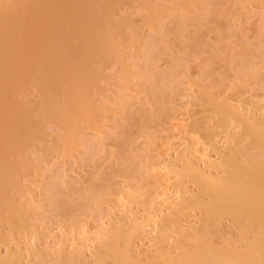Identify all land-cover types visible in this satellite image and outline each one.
I'll return each instance as SVG.
<instances>
[{
    "label": "rangeland",
    "instance_id": "obj_1",
    "mask_svg": "<svg viewBox=\"0 0 264 264\" xmlns=\"http://www.w3.org/2000/svg\"><path fill=\"white\" fill-rule=\"evenodd\" d=\"M0 1L8 2L9 0ZM54 1L52 6L57 5V1ZM146 1L147 5H144L140 0H119V4L115 7L113 15L121 23H117L121 26L116 30L118 34L115 37L120 54L108 58L102 68V78L90 91V98L99 110L97 129L87 128L84 122L79 121L77 141L68 153L64 145L63 147L57 145L61 142L59 137L63 134L62 128L54 120L47 119L43 127L44 138L48 144L47 149H45L44 143L39 140L32 141V145L28 144L29 149H25L24 152H29H26L28 154V163H26L30 164V167L24 168L19 176V187L22 188L18 187L15 192L10 190L8 195L13 196L17 201V206L23 207L24 211L30 213V221L33 223L25 229L13 230L9 222L0 218V236H2L0 237V256H9L10 254L14 256V251L18 248L20 251L23 248L21 251L26 263L29 257L33 258L32 261H37L38 250L52 255L54 250L62 247L63 244L64 249L67 250H70L74 244H78L83 245L85 258L90 259L92 257L90 249H93L96 240H99L101 230L108 227L109 219L112 216L118 218L120 215L121 217L123 212L127 213L124 203L130 207L129 217L134 216L132 214L135 212V215L140 217L141 224L139 222L140 226H138L141 228L143 225V232L141 231L142 235L136 237V246L138 248L140 246V251L143 253L141 249L144 248L143 246L147 247L151 242H155L153 236L156 235L154 231V214L156 212H153L151 208L152 205L154 206L152 204L155 198L153 193L166 191L165 194L169 197L162 198L163 204L160 205L164 211H169L173 203L179 200L178 192L174 191L179 189L175 182L177 176L174 175V171H168L166 163L171 165L170 162H174L176 158V152L182 150L183 147L186 148L190 145V148L195 150L200 144L197 154L200 153L198 158L201 161L203 160L202 152L204 153L208 149L205 144H202L203 140L206 143V139H199L201 137L199 135L197 138L194 133L188 132L189 128L186 127L192 117H200L204 114L214 116L215 111L213 110H217V107L212 106L213 108L209 107L212 110L205 111L208 108L205 104L198 105L200 100L202 101L206 96H212L217 100H228L233 105L239 102L243 106L245 104L244 111L239 108L242 104H236V107L238 106L243 112L250 109V104H259L260 112H264V0H242L241 2L236 0L238 4L235 0ZM43 2L50 3L52 1L43 0ZM95 2H99L105 8L107 0H96ZM42 3L39 4V7L42 6ZM50 6L47 5L46 14L47 10H51ZM109 6L111 7V4ZM53 7V11H57L56 6ZM43 9L45 10V8ZM40 10L42 9L40 8ZM153 10H155L154 14ZM53 11L52 13L50 11V15L53 14V19L58 23L59 19L57 18L60 15L57 12H60L61 8L55 12L56 15ZM107 13H109L108 9ZM110 15L112 16V14ZM56 16L58 17L56 18ZM105 18L107 19V17ZM105 18L104 20H106ZM87 19L93 20L90 17ZM175 20L181 29L179 31L177 30L178 26L174 23ZM103 21L101 24L104 23ZM187 21L192 23L185 26L184 22ZM67 23L69 24V22ZM90 23H92L91 20ZM69 28L68 32L71 29ZM103 30V34H105L106 29ZM106 31L108 32V30ZM162 33L170 34L171 37L175 33L173 39L177 37L179 42L174 45L173 41L175 42L177 39L172 40L169 36L170 42L167 46L168 36L164 34L166 39H161ZM260 36H262V41L259 40ZM154 39H157V42L155 41L153 44ZM74 41L78 44L79 40L74 39ZM192 41L197 42L193 44ZM259 41L261 42L259 43ZM68 43L75 44L71 41ZM171 43L173 44L171 45ZM244 64L249 65L245 66ZM254 72L257 73L253 75ZM256 74L261 76L260 81L255 79ZM153 75L158 77L153 79ZM153 80L161 89L154 87L156 84ZM152 83L154 86L151 85ZM29 84L24 89L35 94L33 98L37 97L36 101L42 103L38 88L31 82ZM7 86H11L7 88H12L13 85L11 83ZM151 86L154 87V90L157 89L155 91L158 92L159 97L157 94L151 95L150 89H153L150 88ZM209 90L212 94L209 93ZM205 92L207 93L205 94ZM204 94L206 96H202ZM229 97L234 99H226ZM143 109L149 110L147 112L148 119L146 116L142 119L140 112H143ZM151 110L157 111L154 113L157 117L154 115L153 120L150 119V115H153ZM137 111L140 114L139 118L136 115V120L139 119L138 124L135 123L136 120L128 117V112L137 114ZM143 114L146 115V112ZM214 118L212 117V120ZM129 119L133 122L131 123ZM207 119L209 123L212 122L208 117ZM142 123H146V126H143ZM229 126L228 130L231 126L233 127V124ZM221 130L219 129L214 140L223 145L224 140L228 137L223 135L225 131L221 132ZM199 149L203 150L199 151ZM124 157H127V161L124 160ZM122 160L125 161L123 165L120 163ZM147 171H149L148 175ZM89 180L94 181L93 190L96 187L98 193L102 192L97 198L99 204L93 210L91 207V209H88L89 207L81 209L84 202L81 201L80 206L79 200L81 199L76 201L78 194L82 196V192L86 193L85 186ZM50 182L57 184V187L55 185L56 190L55 187H51L54 184L52 185ZM109 182L110 184H108ZM92 186L87 188H92ZM189 186L192 191L195 189V186L191 184ZM58 187L60 188L58 189ZM105 189L108 191L106 192ZM54 190L59 194H56ZM96 191L94 192L96 193ZM60 193L68 194L67 196H72V194L78 196L74 198L76 200L72 199V202L70 196L62 194L60 197ZM57 195L59 200L56 202ZM151 200L153 202L150 203ZM196 215L201 216L199 212ZM194 216L190 217L191 222L194 224L196 221L198 224L200 217L198 220L197 216L195 218ZM129 217L123 218L125 221L127 220V224L135 216L128 220ZM152 217H154V222H152ZM224 222L222 224L223 227L225 225L224 232L228 226L232 230L231 223L227 219ZM184 224L186 227L188 226L186 223ZM229 229L228 232L226 231L227 233H229ZM127 230L129 232L130 229ZM128 232L126 231V233ZM169 233L164 235L166 246L170 245L172 236H174L173 239L175 237L177 239L175 232ZM34 247L38 250L33 249ZM47 249L49 250L46 251ZM33 250L36 251V254L32 253ZM18 252L16 251L15 254ZM141 253L138 251L139 255ZM143 254L140 255L141 261H145L146 258L144 257L146 255L143 256Z\"/></svg>",
    "mask_w": 264,
    "mask_h": 264
},
{
    "label": "bare ground",
    "instance_id": "obj_2",
    "mask_svg": "<svg viewBox=\"0 0 264 264\" xmlns=\"http://www.w3.org/2000/svg\"><path fill=\"white\" fill-rule=\"evenodd\" d=\"M31 1H0V218L9 222L13 230L25 229L33 223L30 221V213L24 211L23 207L17 206V201L13 196L8 195L10 190L17 191L21 171L30 167V164H27V153L29 152H24L26 148L29 149L28 144L32 145V141L39 140L44 143L45 146H43L47 149L48 144L43 133L47 119L54 120L62 128L63 134L59 137L61 142L57 145H62V147L64 145L68 153L77 141L79 121L84 122L87 128L97 129L99 110L90 98V91L102 78V68L108 58L120 54L115 37L118 34L116 30L119 29L121 23L113 15L119 0H107L106 9L104 5L96 3V0H56L57 5L53 6H56L57 11L61 8L60 12L53 11L55 7L52 4L55 1L48 0V2H52H50L51 4L45 2L48 6L51 5V10H47V14V5L43 0L46 7L41 0ZM140 1L147 5L146 0ZM235 2L237 1L235 0ZM40 3L42 6L39 7ZM22 8L24 9L22 10ZM107 9L109 13L112 11L110 13L112 16L107 13ZM232 9L234 8L232 7ZM50 11L51 13L53 11L55 15V12L59 13V18L56 16L59 19L57 20L59 24L53 19V14L50 15ZM34 17L36 18L34 19ZM89 17L93 20H88ZM101 21L104 23L101 24ZM174 23L179 28L176 20ZM184 23L186 26L192 22ZM53 24H57L59 28ZM103 24L108 25L107 28L105 25L101 28ZM68 27L71 28H69L70 32H68ZM54 28L59 31L56 32ZM103 29L108 30V32L105 30L108 35L103 34ZM162 34L161 39L165 40V35L168 36L166 45L170 42L169 36L172 40L177 39V37L173 39L175 33L173 37L167 33ZM69 38L71 40H68ZM79 38L81 42H79ZM178 38L180 37L178 36ZM74 39L79 40L78 44ZM261 39L262 36L259 40ZM69 41L75 44H69ZM155 41L157 42V39H154L153 44ZM197 41L192 42L196 44ZM176 42H179L178 39L173 41L174 45H177ZM190 45L192 46V44ZM244 65L248 66L249 64ZM255 73L257 72H254L253 75ZM248 74L251 75L249 72ZM156 77L158 76L153 75V79ZM255 79L260 81L261 76L256 74ZM156 80L158 81V79ZM29 82L38 88L36 89L39 91L42 103L36 101L37 97L33 98L35 94L24 89ZM153 82L156 85L154 86L153 83L151 85L157 89L160 88L155 80ZM11 83L12 88H7L11 87L7 86ZM154 87H150L153 88L150 89L152 96L158 93ZM202 87L204 88V86ZM209 93L212 94L211 91ZM205 94L202 96H206ZM231 97L226 99L230 100ZM206 98L205 100L202 97L203 100H200L198 105L205 104L208 108L205 111L212 110V106H216L217 110H213L215 111L214 116L204 114V116L192 117L190 123L186 125L189 128L188 132L194 133L197 138L198 135L201 136L199 139H206V143L204 140L202 141V144L208 147L207 151L204 150L206 152H202L204 162L202 163L203 160L198 158L200 153L197 154V149L200 144H197L196 151L191 149L190 145L186 148L183 147L182 150L176 152V158L174 162H170L171 165L166 163L169 169L167 170L174 171V175L177 176L175 182L179 189L174 191L178 192L179 200L173 203L169 211H164L160 205L163 204L162 198L166 199L165 196L167 197L166 191H155L154 195L152 194L155 198L152 199L154 202L151 200L150 203L153 202L154 206L151 204V208L153 212H156L154 214L156 235L153 236L155 242H151L149 246L145 247L142 243L144 248L141 249L144 254L141 253L140 246L139 248L136 246V237L138 238L143 232V225L141 228L139 227L140 217L135 215L136 212L132 214L135 217H129L130 207L124 203L127 213L123 212L124 214H122L121 212V214H127L128 220L133 217L134 219L129 220L128 225L127 220L123 219H126V216L121 215L120 217L119 215L116 218L111 215L108 227L101 230L99 240H96L95 246L90 249V251L92 250L90 259L85 258L83 245L74 244L75 247L74 245L72 248L70 246L71 249L67 250L64 249L63 244L62 247L56 248L52 255L34 247L33 249L36 248L39 252L38 254L35 253V250L32 252L37 255H35L37 261H32L33 258L29 257L26 263L21 251L23 248L20 251L18 248L16 251L19 252L15 254L16 251H14V256L11 254L0 256V264H264V112H260L259 104L252 105L247 102L250 104V109L245 113L246 111L243 112L245 104L243 106L242 103L240 105L239 102H236L233 105L226 99V101L224 99L217 100L212 96H206ZM233 99L231 98V100ZM158 101L160 102L159 98ZM236 104H239L241 106L239 108H242L243 111L238 106L236 107ZM209 107L212 108L209 109ZM144 110L143 112L139 110L142 119L145 118L144 116L148 119L147 112L149 110ZM139 111L137 114L128 112V117L135 121L137 116L139 118ZM155 111L151 110L153 114L150 115L151 120L153 117H157L154 114L157 112ZM144 112L146 115L143 114ZM211 116L215 118L212 120ZM207 117L209 119L211 117V123L208 122ZM133 120L130 122L132 123ZM145 124L142 123L143 126H146ZM232 124L233 127H237V130L232 126L228 130L229 125ZM219 129H222L221 132L225 131L223 135L228 137V141L225 137L226 143L224 142L223 145L214 140ZM126 158L125 161H127ZM124 160L120 162L121 165L123 162L125 163ZM128 160L131 161L129 158ZM125 169L128 170L126 166ZM92 181L89 180V183ZM188 182L195 186L193 191L189 189ZM89 183H86L87 186H85L86 193L84 191L82 196H80L81 194L76 195L78 196L77 200L74 199L76 197L74 194L69 196L72 202V199L76 201L81 199L79 200L80 206L81 201L84 202L81 209L89 207L88 209L92 208L91 210H93L98 206L97 198L102 192L98 193L96 187L93 190L94 181L92 184ZM50 184L54 183L50 182ZM55 185L57 187L56 183L51 187L53 188ZM89 186H92V188L90 187L92 190L87 188ZM20 188L22 187L20 186ZM105 191L107 192L108 189ZM57 192L55 193L59 194ZM62 194L68 195L60 193L59 196L61 197ZM64 196L62 197L64 198ZM57 200L59 197L55 201L57 202ZM131 212L133 213L132 210ZM198 212L201 216L196 215ZM192 215L197 216L196 219L200 217L198 224L195 220L194 224L191 222ZM154 217H152V222H154ZM121 218L122 220H120ZM226 219L232 225V230L228 226V229L233 231L231 233L230 231L227 233L228 229H225L224 232L225 225L223 227L222 224ZM184 223L188 226L186 227ZM127 229H130L129 232ZM130 232L132 233L130 234ZM169 232H175L177 239L176 237L173 239L174 236H172V244L166 246L164 235H168ZM141 239L143 240L142 237ZM137 250L143 256L146 255L144 256L146 257L145 261H141V254L139 255Z\"/></svg>",
    "mask_w": 264,
    "mask_h": 264
}]
</instances>
